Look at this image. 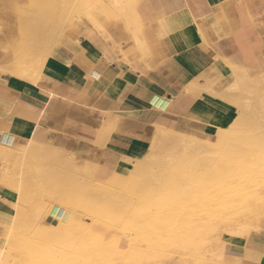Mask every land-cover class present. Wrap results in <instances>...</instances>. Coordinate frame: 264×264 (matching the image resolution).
Segmentation results:
<instances>
[{"label":"crops","instance_id":"1","mask_svg":"<svg viewBox=\"0 0 264 264\" xmlns=\"http://www.w3.org/2000/svg\"><path fill=\"white\" fill-rule=\"evenodd\" d=\"M129 3L128 11L114 1L102 7L116 16L100 28L71 27L70 19L41 75L0 72V152L19 155L29 145L63 151L73 163L93 166V179H113L121 149L147 145L157 130L218 145L220 128L237 125L240 102L231 101L227 82L264 70V0ZM189 116L207 123L204 134ZM5 171L6 165L0 168V245L17 214ZM232 256L236 264H264V232Z\"/></svg>","mask_w":264,"mask_h":264},{"label":"rangeland","instance_id":"2","mask_svg":"<svg viewBox=\"0 0 264 264\" xmlns=\"http://www.w3.org/2000/svg\"><path fill=\"white\" fill-rule=\"evenodd\" d=\"M112 1L86 0L89 12L79 13V10L76 9V13L71 14L69 26L74 27L88 22L100 28L104 20L116 16L101 12V8L106 7ZM18 2L19 0H3L4 14L14 16L16 13L15 5ZM4 22L8 21L4 20ZM0 34L1 50L4 41L12 34L3 27ZM66 34L67 31L64 29L59 36L58 45L61 44ZM20 37L19 35L14 37L17 44L22 40ZM54 49L55 47L52 49V54ZM240 102L242 103L240 107L235 106L236 112L240 113L237 117L239 119L237 125L233 124L220 128L223 136L220 137V140L225 139L222 145L224 147H220L221 152L232 160L237 159L239 154L236 149H230V147L232 142L234 144V141L243 137L242 128L246 123L254 120L257 125L254 126V123L252 130L264 131V125H261L264 121L262 120L264 117L263 103L258 102L260 105H257L256 109L250 112V114L253 113L251 116L247 111L245 114L243 112L245 101L241 100ZM187 119L194 126L193 128L197 129L196 132L205 133V124L207 123L190 116ZM200 133L195 135L198 137ZM192 138L198 140L195 137ZM153 142L152 140L147 146ZM257 142L255 147L264 146V132ZM201 143L206 146L211 145L210 143ZM212 146L217 147L216 145ZM17 153L21 156L15 162L4 159L6 155L4 151L0 153V158L8 162L3 160L0 162V168L6 165L4 183L17 194L15 201L17 214L0 245V264H55L59 261L62 264H192L193 261L195 264H201L202 261L203 264L206 261V264L211 261L218 264H236L237 260L232 255L247 251L251 239L264 232V173L256 181V185L262 191V194L259 195L262 205L257 206L255 201L251 199L250 205L246 207H231L226 211L227 215L223 214L225 215L223 223L218 224L215 223V218L219 214L222 215V211L219 207L213 206L210 201L209 203L205 202L203 206H198L195 200H191L188 204L192 205L188 207L187 203H179L178 200L181 195L184 196L182 194L184 190H189L193 194L197 192L190 184L191 182L176 183L175 189L169 195L148 194L143 196V200L140 198L145 189L143 183L134 178V185L131 190H128V184L134 177L131 170L142 169V164H138L139 161L136 159L127 158L124 155L120 156L118 158V175H115L113 179L99 180L92 178L93 166L89 168L90 173H82L79 165L70 163L67 158L59 157L55 164V158L52 157L55 152L52 151L48 152L42 163H39L37 171L32 170L33 164L28 162L29 158L24 149ZM199 155H197L196 163L185 161L184 163L187 165H183V167L188 171L192 170V167H201L203 155ZM258 164L262 165L261 168L264 169L263 162ZM219 166L220 168L223 167L222 162ZM135 180L138 184L135 183ZM165 183H161V186ZM146 185L154 187L156 182L148 181ZM95 191L103 195L98 197ZM112 194H119L120 198L115 200ZM78 195H81L82 200L85 198L84 201L87 203L95 204L91 203L92 207L95 206L93 213L97 209H105V213L93 214L86 205L78 202ZM196 196L198 197V194L193 195L192 198L197 199ZM209 196V192L202 194L203 198ZM115 202L122 203L117 205ZM181 206L184 208L183 211ZM54 207L59 210H53ZM185 213L189 216V223L186 225V237L181 240L169 236L172 227L179 229L176 218L178 214L184 215ZM76 216L83 217V220H75L70 227V232L73 231L72 235L75 236L73 243L68 246L69 249L63 257L55 255V228L58 222L61 219L66 223H71ZM158 217L164 218L161 220ZM50 220L53 221L54 225H47L46 221ZM14 223L17 226L24 224L25 230L23 228L16 231ZM18 233L19 235L16 236ZM135 233L138 235L136 239ZM218 255H220V259L217 258Z\"/></svg>","mask_w":264,"mask_h":264},{"label":"bare ground","instance_id":"3","mask_svg":"<svg viewBox=\"0 0 264 264\" xmlns=\"http://www.w3.org/2000/svg\"><path fill=\"white\" fill-rule=\"evenodd\" d=\"M113 1L115 3L117 10L119 11H128L130 9L131 5L129 3V0H113ZM4 9L5 8H4L3 0H0V30L3 27L4 29L9 30L10 33L12 34L9 38H7L4 41V46L0 50V72L10 76L35 78L52 61L53 58L52 49L55 46V42L57 40L58 35L71 19V14L72 13L75 14L76 9L79 10V13L82 12L84 13L88 11L89 8L86 0H19V2L15 5L16 13L14 16H9V14L5 15ZM4 20L8 22H4ZM18 35L21 36L20 39L22 38V40H20V42H18L17 44V41L15 40L14 37ZM227 83L230 84L231 86L230 89L233 91L234 94V96L232 97L233 99L231 101L237 103L240 102L241 100H244L245 104H243L244 105L243 109L247 111L249 114L252 110L256 109L257 105H260L258 102L263 103L262 107L264 108V70L263 69L261 70V72H257L254 75L248 74L247 76H242V77L232 75L231 79H229ZM241 104L242 103L240 102V106ZM262 120H264V117H262ZM253 124L254 126H256L257 125L256 121L253 120L250 123H246L245 126H243L242 128L241 134L243 135V137L241 139L239 138L240 140L238 141H234L235 142L234 144L232 142L230 149H236L239 154V156H237V159L235 160L226 157L221 152L220 147H224L222 146L223 141H225L224 138L220 140L218 145L210 143L211 145L206 146L192 137L190 138V137L181 136L161 129V130H157V132L155 133L153 139L154 142L150 146H147L148 144L133 145L135 143L133 141L134 142L133 144L123 147L121 151L123 152V155L125 157L136 159L137 161H139L138 164H142L141 165L142 169L140 168L138 170H131L133 171L132 173L134 174V177L131 179V182H129L130 183L128 184L129 186L127 185L128 186L127 189L131 190V188L133 187L134 178L137 179L140 183H143L145 189H144V193L140 195L141 200H143L142 199L143 196H147L148 194L161 193L162 195L164 194L169 195L175 189L174 185L176 183L186 184L188 182L189 183L191 182L190 184H192L193 188H195L197 192L193 194L189 190H184L182 194L186 197L181 195V197L178 200L179 203L188 204L190 203L191 200H195L198 206H203L205 202L209 203L210 201L213 206L219 207L220 210L222 211V215L219 214L217 215V217L215 216L216 217L215 223L218 224L223 223V221L225 220L223 217L227 215L226 211H228V209L231 207H242V206L246 207L250 205L251 199H253V201H255V204L260 207L262 205V201L259 199V195L262 194V191L256 185V181L264 173V169L261 168L262 165L258 164L261 162H263L264 164V146L262 147H259L260 145L258 147L255 146L256 143H258L257 142L258 139H261L264 131L257 130L258 131L257 132L255 131V129L252 130ZM261 125H264V121L261 123ZM212 145L214 146L216 145L217 147L215 148ZM35 146L36 145L34 146L29 145V148L26 151V154L29 158L28 162H31L33 164L32 167L33 171H37V167L39 166V163H42L45 159V156L48 154V152L51 151V150L50 151L40 150L38 148H35ZM5 154H6L5 155L6 159L13 162L18 161V159L21 156L20 154L16 155L13 152L8 154L5 153ZM66 154L63 151L60 152L55 151V153L52 154V157L55 158V164H56V159L59 157L67 158L70 163L74 164L73 163L74 160L68 158ZM199 154L203 155L201 161L203 165L201 167H192V170L190 169V171H188V169L183 167V165H187L186 163H184L185 161L188 162L190 161L189 163H196V158L198 157L197 155ZM199 156L201 158V155ZM221 162L223 165L222 168H220L219 166ZM79 167L83 171L82 173L91 172L89 170L91 166L88 164L82 163L79 165ZM184 173L186 175H183ZM48 179L51 180L50 178ZM148 181L156 182V186L154 187L147 186L146 183ZM163 182L166 183L165 185L161 186V183ZM135 183L138 184L136 180ZM203 192L206 193L209 192L210 196L207 198L206 197L203 198L202 197ZM95 193L97 194L98 197L103 195L98 191H95ZM195 194L196 195L198 194V197L196 196L197 199L192 198L193 195ZM118 195L112 194L115 200L120 198V196ZM77 199L80 204L86 205L88 210L93 213L95 206L92 207L91 205L92 202L87 203L86 201H84L85 198H83L82 200L81 195H78ZM112 200L111 202H113ZM115 203L118 205L121 204L122 202L121 203L115 202ZM191 205L188 204L187 207ZM53 210L58 211L59 209L57 207H54ZM183 210L184 208L182 207V211ZM105 211H106L105 209H97L95 213L102 214L105 213ZM182 215L183 214H178V216L176 217L178 219L179 229L172 227L171 230L169 231V236L181 240H183L184 237H186L185 236L186 225L189 223V216L187 214L185 216ZM82 218L76 216L71 223L70 222L66 223L64 220L60 219V221L58 222L55 228V234H56L55 255L63 257L64 254L67 252V249H69L68 246H70L73 243L72 241L75 238V236L72 235L73 231L72 233L70 232L71 230L70 227L75 220H79V219L83 220ZM158 218L162 220L164 217H158ZM15 228L16 231H20L19 229L24 228V224L20 226L15 225ZM79 232L81 233V231ZM17 235H19V233L16 234V236ZM134 237L135 239L138 237L137 233L134 234ZM88 250L91 251L90 249ZM218 256L217 258L220 259V255ZM55 264H62V262L59 261ZM201 264H203V261ZM207 264H218V263L211 261Z\"/></svg>","mask_w":264,"mask_h":264}]
</instances>
